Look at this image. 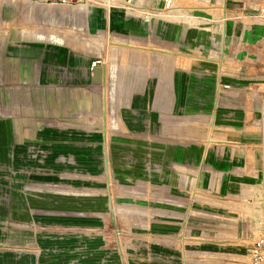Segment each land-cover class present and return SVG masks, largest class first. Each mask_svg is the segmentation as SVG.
<instances>
[{
    "label": "rangeland",
    "instance_id": "374dc122",
    "mask_svg": "<svg viewBox=\"0 0 264 264\" xmlns=\"http://www.w3.org/2000/svg\"><path fill=\"white\" fill-rule=\"evenodd\" d=\"M3 1L0 56L11 54L10 45L26 60L36 51L43 61L85 55L99 58L106 74L120 64V80L125 68L129 78L145 63L150 125L115 111L120 80L115 100L114 82L105 79L106 111L105 83L82 90L75 79L71 88L54 82L45 90L23 78L19 99L0 89V123L7 122L0 125V264H249L245 234L264 218V144L256 123L243 122L239 109L228 119L223 108L216 124L236 130H224L227 140L205 150L208 118L159 110L153 98L157 76L162 87L171 66L189 65L180 58L171 64L174 56L164 51L208 55L211 41L240 35L234 5L255 0H175L169 9L163 0H132L146 7L143 15L125 0L58 8ZM133 17L148 26L143 35L126 25ZM163 23L173 33L162 34ZM256 47L248 50L258 59L248 65L258 72L264 42ZM140 51L146 54L136 57ZM1 60L0 86H8L3 79L16 70ZM169 151L171 159L164 157Z\"/></svg>",
    "mask_w": 264,
    "mask_h": 264
},
{
    "label": "crops",
    "instance_id": "0c3cea01",
    "mask_svg": "<svg viewBox=\"0 0 264 264\" xmlns=\"http://www.w3.org/2000/svg\"><path fill=\"white\" fill-rule=\"evenodd\" d=\"M5 2L8 3L7 1ZM27 3L34 5L31 2ZM132 5L135 6L134 8H137V10H139L138 13H140L141 15L145 13V6L139 4ZM8 6H5L2 9V12L3 10L5 11ZM9 7L13 9L16 6ZM238 7L241 10V3H239V5H234L233 8L236 9ZM240 12L242 16H240L239 14H237L236 16V19L241 22L240 35L236 39L222 38L220 40L211 41L208 45V55H200L199 52L192 50V53L188 54L190 56H187L186 58V56H177L170 51H164L163 54L174 56L173 59H168L171 64L175 62L176 58H180L182 60L190 59L189 65L187 67L183 66L184 68L180 66H171V76L168 79V84H163L162 87L159 86L160 79L157 76V92L153 98V104H157V109L169 112L173 111L176 108L178 111L194 112V115L202 117V120H207L208 118L209 129L206 132L205 150L209 146V143L211 141L227 140L224 130H236V128L232 126H223L216 124L218 114H220L223 108L230 110L227 116L228 119H235V117L237 116L232 112L234 109H239V111H241L243 122H247L254 116L252 106L245 97V85L247 80L253 79L254 76L260 75L262 73L260 72V68L262 66L259 67L258 72L255 70H250L255 66L248 65L249 62L250 64L251 62L254 63V61L257 60L258 57L254 58L253 53L248 49L251 47L257 48V45H260L264 42V39H262L264 38V24L255 22L254 18L250 16V10H241ZM56 13H59V11L55 12V14ZM60 14L63 15V13ZM122 15L123 14L118 13V10H116L114 18L116 21L115 24L119 29L120 27L117 24V21L118 17H121ZM243 17H248L251 20L249 22H246ZM131 20L132 21L126 22V25L129 26L131 32L143 35L146 29L148 30V26L143 19H137L133 17ZM172 30L173 29L171 27H166L165 23L160 25V31L162 34L163 32L169 34L170 31L172 32ZM136 46L145 47L148 45L140 44ZM201 47L202 45H200V48ZM261 48L262 52L264 53V48ZM213 50L216 52L215 54H211ZM9 52L11 53L10 55L3 52L0 56V60L1 58H3V60L1 61L8 64V68H10L11 66V68H14L16 70L15 74L9 73L7 74L5 79H3V81L8 86H0V89H2V91L6 94L13 95L14 97H18L19 99V96L21 94L20 81H25V79L23 78L28 79L29 82H32L33 84H36L38 82V84L40 85L39 89L42 88L45 90H48L54 82H59L63 87L71 88L70 85H73V81L75 79L77 81L78 79L81 80V84L78 83L76 85L80 86V89L82 90L85 89V86L88 84H100L101 88V84L105 83L102 87L104 95L101 105L102 103L104 104V109L106 108V111V79L114 82L113 85L115 86V89L113 90V96H115L116 100V89L120 80V69L122 68V66L118 63L113 62L110 65V70L106 74V70H104L101 63H97L96 65L91 66L90 62L92 59L86 58L85 55H65L64 57L61 56L60 60L48 58L47 60L43 61L38 57V53H40L38 51L34 52V56H32L29 60L20 57L21 51L19 53L15 45H10ZM140 52L142 53H138V55L135 56L142 57L143 53L146 54L145 51ZM15 53L18 56H12ZM155 54L159 55L161 53L156 52ZM248 55H250L251 57H248ZM229 56L232 59L227 60ZM112 59L113 61H116L117 56H113ZM56 66L60 67L55 68ZM127 70L128 69L125 68L121 76V86L118 94L119 98H117L116 101L115 111L117 112L118 110H121L127 112L129 113L128 116L131 115L132 121L135 120L137 125L148 127L150 123L149 121L147 122V112H149V95L147 84L150 71L148 70V66L143 62H140V65H138L136 69L132 71V76L129 78ZM163 71V67L160 65V67H158V73ZM21 75L23 76L21 77ZM219 75H221L225 82L228 81L231 83V89H224V87L218 86ZM24 88L26 87H23V89ZM32 93H36V91H33ZM101 99L102 97L100 95V101ZM236 104H238V106ZM153 109L154 107H152V110ZM12 121L13 125H16L14 118H12ZM0 125H7V122L3 121L2 123H0ZM111 129L116 128L111 127L110 130ZM183 150L185 151L183 152V154L185 153V158L190 159L191 150L185 148ZM171 153L172 152L170 151L167 153L165 152L166 155H164V157L171 159ZM172 162L175 161L172 159ZM169 167L171 169L181 171V169L177 168L174 163H171V166H168V168ZM248 191H250V188H246L243 190V192Z\"/></svg>",
    "mask_w": 264,
    "mask_h": 264
},
{
    "label": "built area",
    "instance_id": "2783aa9c",
    "mask_svg": "<svg viewBox=\"0 0 264 264\" xmlns=\"http://www.w3.org/2000/svg\"><path fill=\"white\" fill-rule=\"evenodd\" d=\"M7 2L25 1L31 2L36 6H78L85 5L88 0H4ZM175 0H163L164 9L173 7ZM126 4L133 6L132 0H125ZM242 11H251V15L254 21L264 24V0L257 1H242ZM100 62L99 58L91 61V66ZM260 75H256L253 79H249L246 82V94L245 97L252 106L254 113L253 121L256 123L257 133L259 134L264 144V66L260 68ZM219 87H230L228 82H225L221 75L218 78ZM250 226L245 236L248 238L250 245L249 252V264H264V218L258 225Z\"/></svg>",
    "mask_w": 264,
    "mask_h": 264
},
{
    "label": "bare ground",
    "instance_id": "6f19581e",
    "mask_svg": "<svg viewBox=\"0 0 264 264\" xmlns=\"http://www.w3.org/2000/svg\"><path fill=\"white\" fill-rule=\"evenodd\" d=\"M0 2H2V0H0ZM3 2H5V1H3ZM262 191H263V193H264V189L262 188ZM263 220V219H262ZM262 222V221H261ZM260 223V222H259ZM256 225H258V224H256Z\"/></svg>",
    "mask_w": 264,
    "mask_h": 264
}]
</instances>
